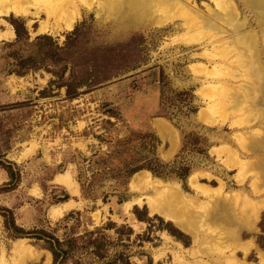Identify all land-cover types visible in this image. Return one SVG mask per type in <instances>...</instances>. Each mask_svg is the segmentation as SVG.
<instances>
[{"label": "rangeland", "instance_id": "obj_1", "mask_svg": "<svg viewBox=\"0 0 264 264\" xmlns=\"http://www.w3.org/2000/svg\"><path fill=\"white\" fill-rule=\"evenodd\" d=\"M45 1L68 7L0 5V260L54 264L55 237L60 264H264V17L247 0L142 21ZM167 190L175 216L155 207Z\"/></svg>", "mask_w": 264, "mask_h": 264}, {"label": "bare ground", "instance_id": "obj_2", "mask_svg": "<svg viewBox=\"0 0 264 264\" xmlns=\"http://www.w3.org/2000/svg\"><path fill=\"white\" fill-rule=\"evenodd\" d=\"M32 1H33V3H35V5L38 4V3H40V4H43L45 6L46 12H47V15H48L47 16L48 19H50V18H53L54 19L56 16H58L57 14L59 12H62V11L65 12L66 9H67L66 7H68V3L66 4V3H63V2H62V4H59L58 3L59 5H56L57 3L55 5H53V4L48 3V1H45V0H32ZM174 1H176V0H109L108 2H109V10H110V13L112 15H114L115 17H117L119 19H127V20H130L131 19V20H134V21H142V20H147V19L153 17L154 13H160L162 11H167L168 9L173 8L174 5H175V3H176ZM247 1L249 2L248 4L252 7V9L255 8L258 11V13L264 17V0H247ZM3 2H4L5 5L7 4V6H6L7 11H12V12H14L16 14H25V13H27V11L25 10V5L27 4V0H0V5H2L1 3H3ZM177 2H179V5L181 4V0H177ZM105 4L107 5V3H105ZM106 5H105V7H106ZM177 5H176V7H177ZM29 7H31V6H29ZM37 7H38V5H37ZM109 10H107V11H109ZM209 17H207L208 19H206L205 24H204L206 27H208V30H209V28H212V29H215V32H216L217 29H219V27L222 28L216 22L217 20L214 21L213 19H211V17L210 18ZM217 18H218V20H219V18H221V20L222 21L224 20V22H226V23H228V22L229 23H232L233 20H235V18H234V12L233 11H230V9H229V11H227V13H222V14L220 13ZM70 19H68V21H65L68 26H70L71 23H72V21H73V18H70ZM56 23H57V21H56ZM201 27H203V26H201ZM242 27H243L242 25L240 27H235L234 28L235 34H239V32H240V30H241ZM48 28L49 27H48V25L46 23H42V26H41V29L40 30L45 31ZM223 30H224V28H223ZM9 36H12V34H10V35H8L6 37H9ZM256 43H257V41L255 39H252L251 36H249V37L248 36H241L240 37V40L238 41V44H242V45L247 46L248 48H251V49H253L255 47V44ZM246 50H248V49H246ZM251 53H252V51H251ZM253 54H254L253 55L254 57H257L256 56V53H253ZM240 62H241V60H240ZM255 64H256V62H255ZM259 65H261V64H259ZM243 67H244V65H243ZM257 71H258V69H257ZM262 72L263 71H259V72L256 73V75L261 79L260 82H262V85L264 87V72L263 73ZM166 129H168V128H166V126L164 124H160L159 125V130L161 131V133L163 135H166V133H167V130ZM139 179H140V181L137 182V180H139ZM156 184H158L157 180L155 181L154 179L150 178L149 175L146 174V176H144L142 178L141 177H137L136 180H135V182L132 184V186L133 187H137V188L138 187H141V188L145 189V188L151 187V185H156ZM68 185L71 188V185L72 184L71 185L68 184ZM161 194L160 195H161L162 199H161V201L159 200V202L158 201L156 202V204H155L156 206L155 207H157V208L159 207L161 209L162 208V205L163 206H167L166 207L168 209V210L166 209L167 212L168 211L171 212V210H174V207L175 206H177V205H179V204H181L183 202V200H182V197L183 196L181 195V193L179 191H176V190H167V191H161ZM162 209L165 210V208H162ZM172 212H171V215L172 216H175L176 215V212H173V213ZM166 215H167V213H166ZM5 263H6V261L3 260V258H1L0 264H5ZM18 263L19 264H25V259L22 258L20 261H18Z\"/></svg>", "mask_w": 264, "mask_h": 264}, {"label": "trees", "instance_id": "obj_3", "mask_svg": "<svg viewBox=\"0 0 264 264\" xmlns=\"http://www.w3.org/2000/svg\"><path fill=\"white\" fill-rule=\"evenodd\" d=\"M52 240H50V244L52 245V252L54 257V264H60L63 260L66 259L67 256L70 255V251L64 249L61 242L56 239L55 237H51ZM73 241L70 240L68 242V245L70 248L73 247Z\"/></svg>", "mask_w": 264, "mask_h": 264}]
</instances>
